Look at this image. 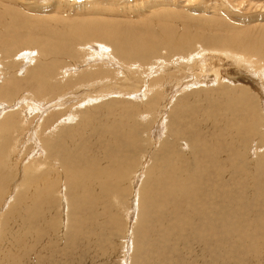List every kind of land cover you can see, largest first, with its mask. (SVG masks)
<instances>
[{
	"label": "bare ground",
	"instance_id": "obj_1",
	"mask_svg": "<svg viewBox=\"0 0 264 264\" xmlns=\"http://www.w3.org/2000/svg\"><path fill=\"white\" fill-rule=\"evenodd\" d=\"M49 1L0 0V45L3 40L9 45L0 59V264L23 259L37 264L44 250L56 264H96L106 254L105 231L120 224L111 201L131 187L125 215L131 247L141 254L145 235L154 237L143 264H163L167 256L216 264L217 258L232 259L227 252L264 264L259 261L264 257V19L254 14L248 26L232 28L221 17H197L168 6L180 2L189 10L200 0H165L160 4L166 10L151 9L147 1L138 6L119 0L136 8H113L116 15L103 13L111 7L96 10L94 0ZM223 1L236 11L264 7V0ZM140 9L153 18L132 19ZM198 18L205 21L198 24ZM85 56L107 60L79 68L76 63ZM231 62L263 77L260 93L238 71L225 72ZM68 73L73 78L57 80ZM113 77L119 81H99ZM89 82L102 85L105 93L70 106L56 96ZM166 89L180 94L173 107ZM107 94L127 97L90 106ZM143 96L145 102H136ZM188 101L206 103L194 107L197 119L186 121L175 110ZM64 103L65 109H53ZM93 109L99 117L93 118ZM147 113L153 116L142 122ZM157 121L160 126L153 129ZM137 152L148 156L144 168L147 157L131 168ZM56 199L67 252L45 234L54 229ZM139 253L134 264L142 260Z\"/></svg>",
	"mask_w": 264,
	"mask_h": 264
},
{
	"label": "rangeland",
	"instance_id": "obj_2",
	"mask_svg": "<svg viewBox=\"0 0 264 264\" xmlns=\"http://www.w3.org/2000/svg\"><path fill=\"white\" fill-rule=\"evenodd\" d=\"M46 1V0H45ZM67 1H70V0H67ZM71 1H73V0H71ZM83 0H74V2H77V3H80V2H82ZM104 1V2H103ZM103 1H101V0H94V6L93 7H95L96 8V10H98V11H100L101 9H102V7H111L112 9L111 10H109V11H106V12H103L105 15H116V14H118L117 12L119 11V10H123V9H125V11H126V9L127 10H129L131 7H135V5H134V3L133 4H131L130 2H128V1H124V2H122V3H120L119 2V0H103ZM136 1V3L135 4H138V6H143V2H146L147 1V3H148V5L149 6H151L150 8L151 9H154V8H156V9H163V10H166L167 8H171V7H174V8H177L178 10H179V12L180 11H182V12H184V13H186V14H188V12H190V13H192V14H190V15H196L197 17H198V15H201V14H203V15H201V16H203V17H209L210 16V18H215V19H218V18H222L221 19V22L222 21H224L225 22V20H226V22L224 23L223 22V24L225 25V24H228V25H230L232 28H236L237 26H239V25H242V26H244V25H246V26H248L247 24H249V22H251V18H254V16L255 17H257V18H261V19H264V7L263 8H254V10H253V8L252 7H249V9H252V10H249L248 9V6H246V5H244V7L242 8V7H240L239 9H238V11H236V10H234V9H232V8H230V7H227V6H225L224 4H220L219 3V1L218 0H212V1H207V0H200L199 2H197V1H195V2H197V4L195 3V2H193V3H195V4H191V7H190V9L188 10L187 8H186V6L183 4V3H177V4H175V5H173V6H170V5H168L169 7H166V6H162L160 3H163V4H165L167 1H165V0H160L159 1V3H156V2H158V1H156V0H135ZM202 1V2H201ZM223 1V0H222ZM50 2V4L53 2V0H50L49 1ZM100 2H102V3H100ZM110 2V3H109ZM112 2V3H111ZM140 2H142L141 4H140ZM152 2H154V3H152ZM224 2V1H223ZM222 2V3H223ZM119 3H120V5H119ZM125 3V4H124ZM156 3V4H155ZM201 3V4H200ZM217 3V4H216ZM219 3V4H218ZM113 4V5H112ZM117 4V5H116ZM123 4V5H122ZM140 4V5H139ZM151 4V5H150ZM183 4V5H182ZM202 4L203 5H205L204 7H202ZM119 5V6H118ZM125 5V6H124ZM126 5H127V7H126ZM130 5V6H129ZM153 5V6H152ZM159 5H161L160 7H159ZM177 5H179V7L177 6ZM181 5L183 6L182 8H181ZM200 7H199V6ZM208 5V6H207ZM207 6V7H206ZM120 7V8H119ZM185 7V8H184ZM198 7V8H197ZM223 7V8H222ZM117 10V12L114 10ZM123 8V9H122ZM136 8V7H135ZM212 8V9H211ZM214 8V9H213ZM242 8V9H241ZM248 10H247V9ZM192 9V10H191ZM195 11H194V10ZM202 9V10H201ZM232 9V10H231ZM245 9V10H244ZM259 9V10H258ZM260 9H263V10H260ZM114 10V11H113ZM132 10V9H131ZM143 10H145V9H143ZM141 11V9H140V13H138L137 14V12H134V13H131V14H135V16L132 18V19H138L139 21H141V20H143V19H152L153 18V16L152 15H149V14H146L147 13V11L145 10V15L142 17V14H143V12L144 11ZM186 10V11H185ZM191 10V11H190ZM234 10V11H233ZM87 11H89V9H87ZM87 11H83V12H87ZM206 11V12H205ZM209 11V12H208ZM228 11V12H227ZM233 11V12H232ZM239 11H241V12H239ZM242 11H245V12H242ZM82 12V11H81ZM91 12V11H90ZM102 12V11H101ZM211 12V13H210ZM227 12V13H226ZM230 12V13H229ZM249 12V13H248ZM181 13V12H180ZM207 13H208V15H207ZM205 14V15H204ZM245 14V15H244ZM253 15V17L252 16H248V15ZM255 14V15H254ZM141 15V16H140ZM148 15V16H147ZM183 15V14H182ZM185 16H187V15H185ZM232 17V18H230V17ZM240 18H239V17ZM244 16V17H243ZM247 18H246V17ZM138 17V18H137ZM241 17H243L242 18V20L240 21V19H241ZM135 19V20H136ZM202 19V20H201ZM225 19V20H224ZM238 19H239V21H238ZM251 19V20H250ZM198 24L200 23V22H203V20L205 21V18H198ZM232 20V21H231ZM234 20V21H233ZM247 20V21H246ZM246 21V22H245ZM234 22V23H233ZM239 22V23H238ZM195 23L196 22H193L192 23V27H193V25H195ZM236 23V24H235ZM242 23V24H241ZM7 41L8 40H3V42H4V44L3 45H0L1 47V49H0V59L1 60H3L4 59V56H5V54H7V53H9L8 52V48H9V45L8 44H5V43H7ZM3 42H1V43H3ZM4 47V48H3ZM167 51H165V52H163V51H161V55L162 56H167V53H166ZM166 53V54H165ZM2 54V55H1ZM84 55V54H83ZM16 58V57H15ZM18 59H19V56L17 57ZM86 58H87V56H85V61H87L86 63H85V61H78L76 64H79L78 66H79V68H82V67H93V66H95V65H98L99 63H101V62H104V61H106L107 59L106 58H102V60H101V57H96L95 59H94V61L92 60V59H88V60H86ZM105 59V60H104ZM97 61V62H96ZM100 61V62H99ZM22 62H24V64H27L28 62H25V61H22ZM92 62H93V64H92ZM109 62H110V60H109ZM83 63V64H82ZM89 63H91V64H89ZM30 64H32V63H30ZM82 64V65H81ZM85 64V65H84ZM21 65V64H20ZM19 65V66H20ZM244 65H246V64H244ZM243 64H240V65H236L234 62H231V63H229V67L230 68H224L225 69V72H228V73H231V71H230V69H232V70H235V71H238L237 72V75L239 74V77H243L245 80H247L248 78H249V80L248 81H244V82H249V83H252V85H253V88H254V92H257V93H260L261 92V89H263L262 88V83H261V80L263 81V77H261V78H259V76L257 77H255L252 73H250V70H248V68L246 67V66H244ZM18 66V67H19ZM73 66V65H72ZM239 66V67H238ZM22 67H23V65H22ZM233 67H238V68H233ZM241 67V68H240ZM246 67V68H245ZM242 68H244V69H242ZM18 69V68H17ZM21 69V68H20ZM155 69H157V66H156V68ZM247 69V71H245ZM22 71V69L21 70H18L17 72H21ZM240 71V72H239ZM156 73V72H155ZM154 73V74H155ZM236 73V72H235ZM17 74V73H16ZM73 74H75L76 75V72L75 73H73ZM153 74V75H154ZM232 74V73H231ZM17 75H20V73L19 74H17ZM74 75V76H75ZM243 75V76H242ZM64 77H57V80L58 81H60V82H64V81H67V80H69V79H71V78H73V76L72 75H70V73H68V74H65V75H63ZM72 76V77H71ZM248 76V77H247ZM182 77V80H183V82L185 81V79L183 78L184 76L182 75L181 76ZM242 78V79H243ZM100 79V78H99ZM243 79V80H244ZM119 81V78H116V77H113V79H103V78H101L99 81H103V82H105V81ZM186 80H188V78H186ZM254 80V81H253ZM97 81H98V79L97 80H95V82L97 83ZM251 81H253V82H251ZM92 82V81H91ZM96 83H87L88 85H87V88H85V87H81L80 89L77 87V85L75 84V85H73L72 87H69L68 89H66L65 91H63L62 93H59V94H57L56 96H58V95H60V96H64V99H67L68 100V103H67V101L65 102L66 104H68L69 106L70 105H74L76 102H78V101H80V100H83L85 97L87 98L89 95L90 96H93V95H99V94H103V93H105L104 91V89H103V86L102 85H99L98 86V84H96ZM256 83V84H255ZM89 84H90V86H89ZM92 84V85H91ZM94 84V85H93ZM248 84V83H247ZM77 87V88H76ZM92 87V88H91ZM106 88V87H105ZM83 89V90H82ZM80 90V91H79ZM163 90V89H162ZM167 91H166V94H165V97L169 100V101H171V103H170V105H171V107H173V105H176V104H174V102H175V100L180 96V94L177 92L178 91V89H177V91H175V93L174 92H172L173 90H170L169 91V89H166ZM68 91V92H67ZM164 91V90H163ZM167 93H169L168 95H167ZM171 93V94H170ZM174 93V94H173ZM67 94V95H66ZM176 94V95H175ZM88 95V96H87ZM108 95V96H107ZM107 95H105V96H103V97H106V98H100V101H98V102H95V103H92L90 106H100V104L102 103H105V102H108L110 99H112V98H115V96H119V95H113V94H107ZM169 95H170V99H169ZM172 95V96H171ZM56 96H54V98L56 97ZM120 97H127L126 95H124V96H120ZM120 97L119 98H115V99H120ZM172 97H173V100H172ZM51 98H53V97H51ZM132 98V97H131ZM102 99V100H101ZM138 99V100H137ZM137 99H132L133 100V102H135L136 100V102H138V103H140V102H145V100H146V96H143V98L142 97H138ZM143 99H145V100H143ZM57 102L59 101V99L58 100H56ZM70 101V102H69ZM166 101V100H165ZM64 103V105H62V106H59V107H57L56 106V108H53V109H55V110H57V108L58 109H60L61 107H63V106H65L66 104ZM137 104V103H136ZM205 104L206 103H204V102H196V101H192V103H191V101H188V103L186 104L185 102H183V103H181L180 105H183V106H179L178 108L177 107H175V110L176 109H178V111H181V113H182V116H183V118H185V120L187 119L188 120V118L190 117V116H193L194 118H198L197 117V114H198V112H197V110L194 108V107H198V106H205ZM67 106V105H66ZM66 106L64 107V109L66 108ZM89 105H86V106H84V107H88ZM75 107H76V105H75ZM84 107H80V109H78V110H84L83 108ZM94 107H92V108H94ZM161 107H159V109H160ZM73 109H74V107H73ZM99 110H102V109H99ZM165 110V109H164ZM163 110V111H164ZM91 111H95L94 109L93 110H91ZM187 111H189L188 113H187ZM165 112H166V110H165ZM165 112H163V114L165 115ZM101 112H99L98 110L97 111H95V115H94V117L93 118H97V117H99L100 115H98V114H100ZM93 114V113H92ZM162 114V116H164ZM151 116H153V115H150L149 113H147L146 114V116H145V118H143L141 121L142 122H145L148 118H150ZM158 117V116H157ZM156 117V119H155V122H156V120H158L159 119V117L157 118ZM186 120V121H187ZM154 122V125H152L153 126V129L155 128V127H157V126H160V121H157V123H155ZM156 124H158V125H156ZM264 124V123H263ZM155 126V127H154ZM156 130V129H155ZM160 130V129H159ZM159 130H157L156 132H157V134H159L160 133V131ZM142 137L143 138H146L145 137V134H142ZM143 143V147L144 146H147V143L146 142H142ZM158 143V142H157ZM157 143H155V148L157 147ZM183 144V143H182ZM184 146V145H183ZM182 146V148L185 150L186 149V147L184 146L183 147ZM182 149V150H183ZM21 153V152H20ZM29 154V153H28ZM142 153H138L137 152V156H136V158L133 160V162H134V164L132 165V167L131 168H137V167H139V165L141 164V162L143 161V158H146V159H144V166H143V168L146 166V164L148 165L149 164V162L147 163V159H148V156H145V157H140V155H141ZM27 156V155H26ZM29 156V155H28ZM24 158H26V157H24ZM145 161H146V163H145ZM139 163V165L138 166H136L137 164ZM24 167V165L22 164V163H19V166L17 167L18 168V172L20 173L21 171V169H22V167ZM21 168V169H20ZM142 168V169H143ZM138 169V168H137ZM141 169V170H142ZM21 175V174H20ZM14 184H15V182H14ZM124 185L125 186H127V179H126V181L124 182ZM131 185H132V183H131ZM262 186H264V182L262 183ZM132 191H133V189H132V187H131V191H129L128 192V189H127V192L126 193H123V194H118L117 196H118V198H116V200H112L111 201V205H112V207H113V209L115 210V214L117 215V220L120 222V224H119V227L118 228H110V229H108L107 231H105L106 232V234H105V236L107 237L106 238V241H107V243L106 244H108V245H104L105 246V250H106V254L104 255V257H102V258H100V257H98L97 258V261H96V264H124V262L123 261H125L127 264H134V261H135V257H137L138 256V253H139V251L133 246V248L131 247V240H132V238H131V236H130V234L128 233V227H129V223L127 222L128 220H127V217L125 216L126 215V211H127V209H129V204H130V200H131V197H130V195L132 194ZM63 193V188H61L60 189V193L59 194H62ZM56 196H57V198H58V196H60V195H57V194H55ZM8 196V195H7ZM7 196H5L4 198H6ZM135 204H136V202H134ZM71 205V204H70ZM54 206V207H53ZM53 206H52V209H53V211L55 212V218H54V221H55V225H54V229H53V231H49V230H47L46 232H45V234L48 236L50 233L52 234V236L53 237H55L59 242H62L61 244H62V252H67V246L66 247H64V245H66V236L65 237H63L62 235H63V230H65V229H63V228H65V227H62V224L58 227V225H59V219H60V217H59V213L62 215L63 213H62V208L60 207L61 206V203H60V201H58L57 199H56V201H55V204H53ZM60 208H61V210H60ZM260 208L264 211V201H263V204L260 206ZM139 209V208H138ZM138 209L137 208H135V210H134V217L136 216V220L138 221L139 220V214H140V209H139V211H138ZM4 210V209H3ZM261 210V211H262ZM60 211V212H59ZM138 211V212H137ZM130 212H131V210H130ZM72 215V214H71ZM73 216V215H72ZM134 219V218H133ZM133 219H132V221L131 222H133ZM138 223V222H137ZM132 225L135 227V225H136V223L134 224V223H132ZM144 227H149V222H147V221H145V223H144ZM64 226H65V224H64ZM132 226V227H133ZM66 227H68V226H66ZM61 229H62V231H61ZM45 230V228L43 229V231ZM127 230V231H126ZM60 232V233H59ZM62 232V233H61ZM60 234V235H59ZM62 234V235H61ZM109 235H111V236H109ZM128 235V236H127ZM58 236V237H57ZM60 236V237H59ZM153 235H145V237H148V238H145L146 239V243H144L143 244V248L140 250V252H141V254L139 253V259H142L143 258V253H145V252H147V251H149L150 249H151V241L153 240V238L154 237H152ZM62 240V241H61ZM129 245V247H128V245ZM64 244V245H63ZM124 244H126V245H124ZM48 245V248H49V250H51V252H52V250H56V247L55 246H53L52 244H47ZM51 246H53V247H51ZM108 247V248H107ZM124 249H123V248ZM52 248V249H51ZM129 248V249H128ZM102 251V249L100 250V252ZM45 250L44 251H41L40 253H39V255H38V263L37 264H56V262H55V260H53V258H52V256H50V255H46L45 253ZM99 252V253H100ZM227 255H228V257H232V259L231 260H229L228 262H224V260H225V258L224 259H218L217 258V263L216 264H250V261H242L241 260V258L238 260V256L236 257V256H232V255H230L228 252H227ZM98 256H99V254H98ZM51 258V259H50ZM40 259V260H39ZM170 259V257L169 256H167V258H166V260L163 262V264H187L186 262H177V261H174V260H169ZM262 259H264V257H260V259H259V261H261ZM24 260V261H23ZM23 260H21V261H18V260H16V261H14V263H9V264H29V263H26L27 261L25 260V259H23ZM7 261V260H6ZM68 260H66V262H67ZM144 263V260L142 259L141 261H140V263L139 264H143ZM5 264H7V262L5 263ZM58 264V263H57ZM72 264H81V263H76V262H73Z\"/></svg>",
	"mask_w": 264,
	"mask_h": 264
}]
</instances>
